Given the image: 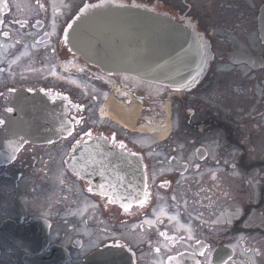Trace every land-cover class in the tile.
<instances>
[{
  "label": "flooded vegetation",
  "instance_id": "af4514ba",
  "mask_svg": "<svg viewBox=\"0 0 264 264\" xmlns=\"http://www.w3.org/2000/svg\"><path fill=\"white\" fill-rule=\"evenodd\" d=\"M100 1L0 0V144L34 135L44 109L64 107L72 128L67 139L24 143L0 165V264H264V0H113L166 13L201 38L202 79L179 94L126 86L75 58L63 33ZM113 86L116 98L142 100L152 134L97 124ZM19 91L49 104L25 95L32 116L19 121ZM52 128L58 134V122ZM161 129L167 136L155 138ZM85 132L121 154L126 171L142 168L143 205L115 206L64 170L70 149L91 138ZM115 244L123 247L102 250Z\"/></svg>",
  "mask_w": 264,
  "mask_h": 264
},
{
  "label": "water",
  "instance_id": "95a60500",
  "mask_svg": "<svg viewBox=\"0 0 264 264\" xmlns=\"http://www.w3.org/2000/svg\"><path fill=\"white\" fill-rule=\"evenodd\" d=\"M95 11L104 20L116 18L123 20L117 24L118 31H120L118 38L116 36L110 42L111 45L109 47L104 45L103 54H106L108 59L104 58L100 52H97L95 56L100 61V64L95 65L108 74H128L147 82L162 83L170 80L173 76L176 77L174 81H180L182 50L191 52L194 51V46L184 42V37L179 29L175 28L165 18L150 15L140 10L104 6L96 8ZM132 17H134V21L130 20ZM137 18L138 21H136ZM79 25H81V22ZM83 36L85 35H81L79 45L81 53L84 54ZM95 37L98 40V44L100 42L99 34H96ZM129 42L137 46L136 49L139 52V56L134 53V57L139 59V62L135 65L123 64L122 60L118 64L116 60L110 63V58L114 57L116 59L112 52L113 50L119 49L124 55L132 56ZM191 56L193 57V55ZM170 61H175L173 63L177 66L176 71ZM174 83L179 84L180 82Z\"/></svg>",
  "mask_w": 264,
  "mask_h": 264
},
{
  "label": "bare ground",
  "instance_id": "6f19581e",
  "mask_svg": "<svg viewBox=\"0 0 264 264\" xmlns=\"http://www.w3.org/2000/svg\"><path fill=\"white\" fill-rule=\"evenodd\" d=\"M109 107V116L113 121L116 123H119L120 125L125 126L129 130H132L134 128L135 121L139 115L140 107L133 101L131 102L130 109L127 110V120L125 116H121L120 112L115 109V105L113 104V101L109 99L108 105ZM159 137H164V135H160Z\"/></svg>",
  "mask_w": 264,
  "mask_h": 264
},
{
  "label": "snow or ice",
  "instance_id": "6c2138e0",
  "mask_svg": "<svg viewBox=\"0 0 264 264\" xmlns=\"http://www.w3.org/2000/svg\"><path fill=\"white\" fill-rule=\"evenodd\" d=\"M39 6H40V8H43V7H44L43 4H40ZM5 7H7V4H5ZM88 7H97V6H95V5H86L85 8L81 9V12H84ZM21 27H23V24L21 25ZM69 27L71 28L72 25H69ZM65 99H67V98H65ZM76 107L79 108V105H76ZM69 135H71V132H69ZM85 135L88 136V137H91V136H92V133H91V132H85ZM113 139H115V138H113ZM119 147L124 148L125 145H123V144L121 143V144L119 145ZM133 155H135V153H133ZM89 191H91V189H89ZM147 197H148V193L145 192V200L147 199ZM172 199L175 200L176 197L174 196V197H172ZM144 202H145V201H141V205H143ZM125 211H128V207H127V206H125ZM149 223H150V222H149ZM160 235H161V236H167V234L164 233V232H161ZM191 238H192L191 236L188 237V239H191ZM172 239L174 240V239H176V238H175V237H172ZM113 246H114V247H123L122 245H118V244H115V245H113ZM156 251L159 252L160 249L157 248ZM200 255H204V253L201 252Z\"/></svg>",
  "mask_w": 264,
  "mask_h": 264
}]
</instances>
